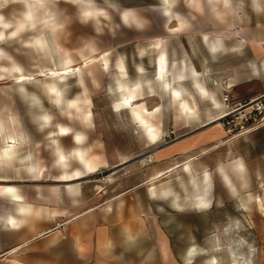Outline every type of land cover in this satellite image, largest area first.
Masks as SVG:
<instances>
[{"label": "rangeland", "instance_id": "rangeland-1", "mask_svg": "<svg viewBox=\"0 0 264 264\" xmlns=\"http://www.w3.org/2000/svg\"><path fill=\"white\" fill-rule=\"evenodd\" d=\"M28 1L33 0H0V21L17 22L27 9ZM166 1L43 0L35 6L38 23L27 24L22 34H13L15 24L6 29L0 24V36L4 32L3 38H6L0 40V148L4 133L20 140L13 148L14 160L11 163L0 161V177L9 180L0 182V187L15 186L26 193L35 190L67 192L69 184L56 182L62 175V168L56 162V145L70 155L69 169L79 165L72 154L75 146L58 139L59 124L84 133L86 148L102 166L89 178L70 184H77L88 192L104 190L106 199L130 186L131 182L121 181V178H146L148 166L158 162L154 151L201 133L202 130L196 129L208 122L181 115L170 95L158 86L155 69L158 51L154 49L158 42L163 43L170 55V69L175 73L184 63L188 68L193 66L200 70L210 67L213 56L210 45L215 39L225 40L223 43L229 53L225 59L215 60L214 67L219 71L227 68L229 77H238L243 75L240 70L251 61L248 92L264 96V57L262 73L254 57L261 44L264 54V0ZM91 6L101 13L87 12ZM167 7L178 17L173 23H169L167 16L172 13H167ZM132 15L137 16V24L133 23ZM169 28L180 30L171 34ZM39 30L44 33L48 47L29 44ZM65 59L72 60L73 69L84 71L96 123L94 128L85 127L80 111L72 109L73 113L69 114L64 105L66 100L84 95L76 79L63 87L64 99L56 103L46 89V79L39 77L43 70L60 69ZM101 59H105L109 67ZM86 60L93 62L86 67ZM18 67L27 77L31 75L28 78L32 81L26 85V90L15 83L20 74ZM187 75L186 89L196 101L197 91L189 70ZM223 75V72L212 74L209 70L202 74L199 71L202 83ZM118 77L133 86L139 99L144 95L145 100L140 104L144 103L150 110L161 108V117L155 123L162 134L156 143L146 139L132 120L130 109L122 105ZM147 79L151 82L149 85ZM51 131L56 133V141ZM254 132L244 136L225 133L220 140L175 158L186 165L166 180L165 192L170 194L166 204L172 210L171 226L203 228L202 233L187 229L180 234L188 238L195 235L198 243V237H203L201 246L192 245L186 252L187 256L191 251L197 254L199 264H264V133ZM71 139L72 136L68 140ZM32 159L43 167L44 177L38 182H32L27 170ZM239 164L244 167L241 169ZM187 166L197 178L210 173L213 179L207 196L210 204L203 216L196 215L201 207L196 204ZM220 168L230 176L236 192L225 182ZM178 193L186 195L185 201H179ZM174 210L185 213L175 216ZM9 211L6 200L0 197V216L8 215ZM212 225H218L219 232L206 231ZM193 261L188 260V264Z\"/></svg>", "mask_w": 264, "mask_h": 264}, {"label": "crops", "instance_id": "crops-1", "mask_svg": "<svg viewBox=\"0 0 264 264\" xmlns=\"http://www.w3.org/2000/svg\"><path fill=\"white\" fill-rule=\"evenodd\" d=\"M220 1L228 2V0ZM171 13V16H167L168 19L170 18L169 23H173L178 18L174 12L171 11ZM136 17L132 15L133 23L138 22ZM179 21L181 23L180 19ZM179 30L180 28H169L170 32L168 33L175 34ZM5 39L0 38L2 41ZM224 41L215 39L210 45L213 52L210 67L200 70L193 66L188 68L184 63L186 66L183 64L178 69L184 68V72H181L184 79L181 80H175L177 74L171 71V57L167 54L170 71L168 78L171 87L177 88L178 86V89H182L183 99L190 100L187 103L192 106H190L191 111L184 110L181 99L176 100L173 95L168 93L170 99L174 104L176 103L181 115L190 120L208 122L196 129L197 131L202 130L201 133L176 145L154 151L158 162L148 164V176L141 180L134 177L121 178V181L131 182L130 186L110 199L104 197V190L88 192L77 184H70L85 180L90 176L79 179V181L71 180L69 175L75 169H69L70 155L57 144L54 151L56 162L62 168V175L56 182L69 184L66 187L67 192L61 194L35 190L34 193H26L18 189L22 200L12 196H0L6 200L10 210L8 215L0 216V262L2 264H188V260L194 259L190 264H199L197 254H193L191 251L187 256L186 252L190 246L200 245L203 237H198L200 240L198 243L197 236L188 238L186 235L180 234L187 232V229L193 233H202L203 228L181 224L171 226L172 210L166 204L169 199L167 197L170 195L165 192L168 185L166 180L174 177L175 171H181L186 165V163L176 161V157L180 158L181 155L194 148L203 147L224 137L225 132L218 120L224 111L225 90H228L229 100L232 103L262 97V93L251 95L246 86L250 80L251 61L240 70L243 75L238 77H229L227 68L219 71V68L214 67L215 60H223L229 53ZM260 42L262 41L260 40ZM262 53L261 44L258 53L254 54L255 62L261 73L262 58L264 57ZM188 70L194 81V86L196 85V101L192 93L188 91L187 94ZM209 70L212 74L223 72L224 75L221 78L217 77L215 81L208 80L202 83L199 79V71L204 74V71L208 72ZM214 82H217V86H214ZM157 83L162 90L165 89L158 79ZM158 116L160 119L161 108ZM254 133L263 134L264 125ZM6 135L17 137L8 133ZM58 139L73 144L72 139L71 141L68 140L69 138L58 137ZM17 145L19 144L12 145L13 157L7 163L14 160L13 148ZM260 154H262V148ZM32 165L36 167V178L30 172L33 178L32 182H38L44 177L43 167L38 165L36 159H32L27 170ZM187 167L191 183L195 188L194 198L196 204L200 206L201 200L206 199L209 194L213 179L210 173H205L200 180L191 172L190 167ZM239 167L242 169L244 166L239 164ZM220 171L225 182L236 192L230 176L223 168H220ZM0 178V182H9L3 177ZM205 188H207L206 191ZM177 196L179 201L186 199V195L183 193H178ZM207 201L210 202L209 199ZM204 209L206 208H198L196 215L203 216ZM184 213L183 210L173 211L175 216ZM206 231L216 233L219 232V227L212 225ZM172 233L179 235L174 236Z\"/></svg>", "mask_w": 264, "mask_h": 264}, {"label": "bare ground", "instance_id": "bare-ground-1", "mask_svg": "<svg viewBox=\"0 0 264 264\" xmlns=\"http://www.w3.org/2000/svg\"><path fill=\"white\" fill-rule=\"evenodd\" d=\"M42 2H43V0L28 1L27 2V9L24 11L22 18L17 19V22H15V23H4L3 21H0V24L4 27V29L8 28L11 24H15L16 29H15V32L13 34L14 35L22 34V32L25 30V26L27 24H31L33 26L34 24L38 23L35 6L42 3ZM87 12L95 15L96 13L100 12V10H98L94 6H91L90 9L87 10ZM167 13L168 14L171 13V7H167ZM127 17H128V14H126V18ZM1 19H2V17L0 16V20ZM3 33H1L0 37L4 36ZM29 44L39 45L42 48L48 47V41L44 37V33L41 32L40 30L38 32V35L35 38H33L29 42ZM154 49H156L158 51L157 60L155 62L156 63V66H155L156 77L161 82V84L165 87V89H163L162 91L166 92V93H170L171 95H173V97L176 100L181 99L184 110L191 111V108H190L191 105L189 106V104L187 103V101L190 102V100L189 99L188 100L183 99L182 91H181L182 89L181 90L178 89V86H177V88L171 87V84H170L169 78H168L169 73H170V71L168 69V58H167V53L165 51V47H164L163 43L158 42ZM87 60L85 61L86 67L90 66L91 63L93 62V61H87ZM101 60L105 61L106 66L109 67V65L105 59H101ZM94 61L97 62L96 60H94ZM71 64H72V60L65 59L61 62V68L60 69L52 68V69L43 70L39 74V77H44L46 79V81H47L46 82V89H47L49 95L50 94L52 95L51 98L56 103H60L64 99L63 87L65 85H67L72 79H76L79 82V84L81 85V88L83 90L84 95H83V97H76V99H73V100H66V104H64V105H67L66 110L69 114L73 113L72 109H76V110L80 111L79 114H80L81 118L83 119L84 122H86L85 127L86 128H94L96 123H95V119L93 118L94 113L90 107L91 101H90V97L88 96V83L86 81L84 71L82 68L73 69L71 67ZM184 66H186V65L184 64ZM17 69L19 70L20 74L16 78L14 77L15 81H16L15 83L19 87H21L23 90H26V85L32 81V79L28 78L31 75L27 77V75H25L23 73V70L21 67H18ZM141 71L143 72L142 69H141ZM181 72H184V68L175 72V74H177L176 75L177 77H175V80L184 79L183 75H181ZM146 83L149 85V83H151V82L147 79ZM197 84H199V83H197ZM117 87H118V91L120 94L121 103L123 106H126L130 109L132 120L139 126L140 130L144 133L146 139L149 142L156 143L160 139L161 134H162L161 129L155 123L158 120V117H159L158 113L160 111V108H156L155 110H149L144 103L140 104V101L145 100V98H143L144 95H142V98L139 99L140 96L137 94V92L134 89H132L133 86L128 81L123 80L120 77L117 78ZM181 88H183V87H181ZM197 88H199V86H197ZM149 89L151 90V92H154L152 90L151 86L149 87ZM188 93L189 92L187 90V94ZM190 98L192 99V97H190ZM63 108H65V107H63ZM46 119H48V117H46ZM51 134L54 135L53 139L55 140V134L56 133L54 131L53 132L51 131ZM57 136L62 137V138H69L72 136V141H73V144L75 146L73 149V155H74V158L77 161L79 167L70 173L69 178L71 180H78L79 181V179L86 178V177H89L91 175L96 174L99 171V169L102 168V166L99 164V161L95 157H93L90 154V150L86 148V144H85L86 135L84 133L76 131L72 127H68V126L59 124ZM2 142H3V145L1 146V149H0V161L4 163V162H8L9 160L12 159V157H13L12 145L15 143L19 144L20 140L17 137L16 138L10 137V136L6 135V133H4ZM28 170L36 178V167H35V165H32L31 167H29ZM202 182H201V185H203ZM197 183L199 184V182H197ZM206 189L207 188H205V191H206ZM197 191H198V188H197ZM4 195L12 196L18 200H22V197L19 194V190L14 186L0 187V196H4ZM209 204H210V202L207 201V198H206V199L201 200L200 206L202 208H207V207H209ZM20 207H22V206H20ZM23 207H26V206H23Z\"/></svg>", "mask_w": 264, "mask_h": 264}, {"label": "built area", "instance_id": "built-area-1", "mask_svg": "<svg viewBox=\"0 0 264 264\" xmlns=\"http://www.w3.org/2000/svg\"><path fill=\"white\" fill-rule=\"evenodd\" d=\"M227 92L225 90L224 111L218 123L228 136H244L264 125V96L232 103Z\"/></svg>", "mask_w": 264, "mask_h": 264}]
</instances>
